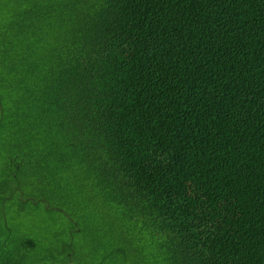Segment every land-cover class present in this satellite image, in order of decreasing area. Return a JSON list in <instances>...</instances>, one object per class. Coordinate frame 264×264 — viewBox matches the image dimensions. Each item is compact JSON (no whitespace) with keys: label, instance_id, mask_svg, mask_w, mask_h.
<instances>
[{"label":"trees","instance_id":"1","mask_svg":"<svg viewBox=\"0 0 264 264\" xmlns=\"http://www.w3.org/2000/svg\"><path fill=\"white\" fill-rule=\"evenodd\" d=\"M0 264H264V0H0Z\"/></svg>","mask_w":264,"mask_h":264}]
</instances>
